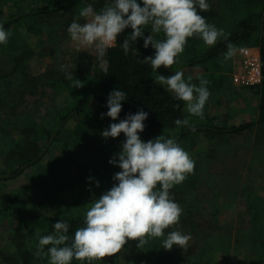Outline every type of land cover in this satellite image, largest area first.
I'll return each instance as SVG.
<instances>
[{
	"label": "rangeland",
	"instance_id": "1",
	"mask_svg": "<svg viewBox=\"0 0 264 264\" xmlns=\"http://www.w3.org/2000/svg\"><path fill=\"white\" fill-rule=\"evenodd\" d=\"M32 1L22 0L21 6ZM78 1L77 10L43 19L37 34L28 30L27 25H20L15 29V35L20 37L18 42L10 35L6 43L0 44V73L6 66L10 68L9 57L17 44L19 48L25 43L34 49V54L25 61V68L39 82L34 93L25 94L24 102L16 106L17 123L25 119L26 113L38 125L56 129L55 113L72 95L68 89L60 88L54 73L73 71L89 77L99 65L94 48L77 47L67 31L71 21L79 17L80 9L88 3L95 6L97 0ZM209 3L210 9L201 12L207 13L208 22L214 24L216 19L210 15L228 10L231 0H209ZM79 19L81 23L85 21L83 17ZM227 24L224 20L222 28H227ZM258 33L264 36L262 19ZM198 41L200 50L209 46L201 38ZM236 58L237 51L227 61L221 56L185 68L184 76H191L192 83L198 84L200 78L210 81L207 87L211 95L204 106V117L192 116L185 108V115L192 123L206 121L230 126L256 119L257 90L237 86L231 80ZM184 61L182 52L177 62ZM166 68L161 65L157 71L165 74ZM157 71H154L155 77ZM90 93L88 107L94 112L98 94L94 89ZM0 115L4 117L2 112ZM78 121V116L68 119L58 128L36 164L0 184V196L14 197L20 208L19 212L13 208L0 209V251L18 257L17 240L13 237L17 230L25 231L26 224L34 225L43 216L85 214L91 203L115 183L112 177L120 168L110 164L109 159L120 151L125 138H104L103 129L92 127L84 134H77L73 129ZM180 144L190 153L195 165L193 172L170 190L183 211L179 222L166 228L165 233L177 228L190 233L187 247L174 244L171 249H165L162 247L164 237H147L146 243L139 246L138 240L129 239L119 252V264H155L154 242L158 243L154 250L164 251L167 264H233L242 258L264 264V125H255L236 134L196 131ZM3 166L0 157V168ZM89 176L93 179H87ZM96 181H99L98 186ZM0 264L10 263L0 261Z\"/></svg>",
	"mask_w": 264,
	"mask_h": 264
},
{
	"label": "clouds",
	"instance_id": "2",
	"mask_svg": "<svg viewBox=\"0 0 264 264\" xmlns=\"http://www.w3.org/2000/svg\"><path fill=\"white\" fill-rule=\"evenodd\" d=\"M210 7L209 0H106L99 10L88 3L79 11V17L85 21L81 23L79 17L73 19L67 31L77 47L94 46L99 67L105 73L109 70L107 49L115 46L125 28L132 31L121 44L124 53L133 48L130 41L142 37L145 48L151 44L155 49L153 55L144 60L156 71L161 65L169 67L176 63L188 38L194 35L209 46L218 40L227 41L224 53L227 61L237 46L229 40L230 33L209 23L201 14V10L207 11ZM145 26L151 28L147 36ZM160 33L163 38L154 36ZM11 34L0 22V44L6 43ZM155 79L166 85L177 100L185 102L190 115L204 117V106L211 95L207 78H200L198 84L192 83V77L185 78L181 69L170 75L157 71ZM82 84L76 79V87ZM127 97L124 90L114 88L107 95V112L100 114L101 118H112L101 132L104 138H115L121 133L125 137L120 151L109 159L110 164L120 168L112 177L115 183L91 203L83 225L77 227L71 237L68 220H56L54 232L39 237L34 255H47L49 264H71L74 258L90 260L113 254L129 239L138 240L139 246L146 243L147 237H164L162 247L165 249H171L174 244L187 247L191 239L190 233L178 228L167 233L165 229L177 224L183 211L170 190L193 172L195 161L174 136L159 134L143 140L140 133L145 128L148 112L142 108L117 120ZM174 123L195 131L189 117L177 118ZM96 184L98 186L99 181Z\"/></svg>",
	"mask_w": 264,
	"mask_h": 264
},
{
	"label": "trees",
	"instance_id": "3",
	"mask_svg": "<svg viewBox=\"0 0 264 264\" xmlns=\"http://www.w3.org/2000/svg\"><path fill=\"white\" fill-rule=\"evenodd\" d=\"M106 0H97L95 8L99 10ZM22 0H2L0 6V22L4 23L6 29L15 35V29L20 25H27V29L37 34L40 32L39 23L52 15L63 11L77 10L78 0H34L29 4L21 6ZM208 16L207 13L201 12ZM211 18L216 19L214 24L222 28L224 20L228 21L225 32L230 33L231 40L237 47L242 45H256L259 48L262 62V82L255 88L259 94L258 111L255 120L244 121L230 126H217L212 123L204 122L195 125V131L187 126H177L174 121L177 118H184L185 102L177 100L168 91L166 85L160 84L155 79L154 69L150 62L145 61L144 57L153 55L154 48L151 44L145 48L143 38L130 41L132 49L127 54L124 53L121 44L132 31L125 28L119 34L115 46L107 49L106 58L109 61V70L103 72L99 65L95 66L89 77H82L73 71L57 70L55 79L60 88H66L71 92V100L65 106L56 111L58 127L49 129L38 125L32 116L24 114L25 119L17 123L19 113L16 106L24 102L25 94H32L35 91L36 83L39 82L36 76L30 75L25 68V61L30 55L34 54V49L23 43L19 48L18 44L12 48L9 57L10 68L5 67V71L0 73V157L3 167L0 168V184L19 176L28 167L36 164L45 154L47 148L52 143L53 137L58 128L73 116H78L76 124L77 134L86 133L91 127L96 130L106 128L112 118L104 116L102 112H107V95L114 88L124 90L128 97L122 102V109L118 119L125 117L126 113H135L141 108L148 112L144 121L145 128L140 133L143 140L156 137L159 134L174 136L180 143L182 140L195 133L205 131L214 134L241 133L255 125H264V36L258 33L259 20L264 21V0H231L228 10H220V13L211 14ZM209 19V17L207 18ZM210 20V19H209ZM150 26H145V36L149 34ZM157 38H163V33L156 34ZM11 37V36H10ZM198 39L196 35L189 37L184 47L183 54L185 61L174 63L166 68L165 75L173 74L177 70L187 72V69L194 65L205 64L209 60L224 56L227 50V41L218 40L215 45L208 46L204 50L198 49ZM94 48V46H92ZM137 49V51L135 50ZM94 51L96 52L95 48ZM43 55V53H40ZM185 68H187L185 70ZM229 70V69H228ZM68 73H71L69 77ZM53 73H51L52 75ZM76 79L82 81V86L76 87ZM85 81V82H84ZM87 86H84L86 85ZM92 89L97 91V106L94 112L89 111L88 102ZM119 138H125L121 133ZM117 137V138H118ZM3 148V150L1 149ZM16 199L8 194L0 196V209L13 208L19 212L20 208L16 205ZM0 210V211H2ZM85 214L54 215L43 216L34 225L26 224V230H17L13 235L17 240L16 253L18 257L8 252L0 251V261L10 264H49L47 255L37 257L34 255L36 245L41 235L54 232L53 224L56 220H68L69 236L71 237L76 228L84 223ZM15 240V241H16ZM30 242V246L28 243ZM71 243V239L68 241ZM158 243H153V253L155 252V264H167V256L164 251L157 249ZM47 247V246H45ZM119 252L106 254L100 258L90 260L73 259L71 264H119ZM16 260V261H15ZM233 264H255L247 258L239 259Z\"/></svg>",
	"mask_w": 264,
	"mask_h": 264
},
{
	"label": "built area",
	"instance_id": "4",
	"mask_svg": "<svg viewBox=\"0 0 264 264\" xmlns=\"http://www.w3.org/2000/svg\"><path fill=\"white\" fill-rule=\"evenodd\" d=\"M235 68L231 72L232 82L241 87L258 86L262 82V62L259 48L253 45L237 47Z\"/></svg>",
	"mask_w": 264,
	"mask_h": 264
},
{
	"label": "crops",
	"instance_id": "5",
	"mask_svg": "<svg viewBox=\"0 0 264 264\" xmlns=\"http://www.w3.org/2000/svg\"><path fill=\"white\" fill-rule=\"evenodd\" d=\"M235 68V65H234V67H233V69ZM241 87V86H240ZM246 88H248V87H246ZM252 89V88H251Z\"/></svg>",
	"mask_w": 264,
	"mask_h": 264
}]
</instances>
